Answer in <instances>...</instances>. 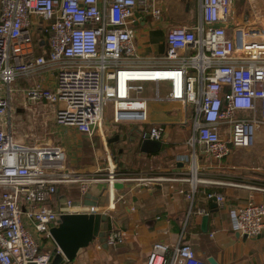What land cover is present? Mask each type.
<instances>
[{"label":"built area","instance_id":"1","mask_svg":"<svg viewBox=\"0 0 264 264\" xmlns=\"http://www.w3.org/2000/svg\"><path fill=\"white\" fill-rule=\"evenodd\" d=\"M145 1L0 0V264H51L56 244L50 229L66 213L95 211L82 203L91 184L187 181L191 190L186 198L192 202L196 143L216 159L233 148L254 145L256 128L264 125V28L235 22V0H198L201 20L168 28L165 55L151 64H137L130 61L136 51L134 13ZM148 7L160 16L152 1ZM38 34L40 44L47 46L45 53L35 52ZM45 68L54 72V86L34 81L23 96L33 103L57 105L55 121L89 137L111 104L113 124H146L141 139L148 135L161 141L165 127L148 124L147 101L190 105L188 175L125 176L114 170L112 161L106 172L78 171L68 167L63 146L19 139L12 124L13 84ZM147 83L153 85L150 97L143 95ZM72 184L80 204L64 199L53 206L57 186ZM206 197L214 198L219 207L225 205L221 193L208 192ZM228 214L238 234L253 238L264 231V202L250 199ZM123 240V232L107 230V244ZM145 264L210 263L198 258L180 236L175 244L153 242Z\"/></svg>","mask_w":264,"mask_h":264},{"label":"crops","instance_id":"2","mask_svg":"<svg viewBox=\"0 0 264 264\" xmlns=\"http://www.w3.org/2000/svg\"><path fill=\"white\" fill-rule=\"evenodd\" d=\"M151 1L161 10L159 17H155L152 8L148 7ZM232 14H235L232 19L237 23L264 28V0H235ZM134 17L136 51L130 61L143 65L161 58L159 54L166 51L165 33L168 28L197 23L201 20V12L198 0H146L144 5L137 6ZM35 39L40 43L39 34ZM34 48L36 54H41L46 52L47 46L38 44ZM34 81L52 88L54 72L45 68L32 79L20 78L13 84L16 93L12 116L18 112V119L15 124L13 117L12 124L14 129L18 125L16 135L22 141L24 139L19 136V125L23 129L27 128L25 133L32 135L34 143L31 144L41 142L37 144L63 146L68 156V167L78 171L102 169L106 172L108 161H112L114 170L125 176L188 175L190 147L187 141L191 129L190 125H186L190 122V105L147 101L148 124H162L165 133L158 152L143 153L140 151V133L146 124H105L103 119L101 128H96L93 137L81 134L55 121L57 105L52 107L43 100L33 103L23 96L25 88ZM150 88L152 91L153 85ZM0 94H3L2 90ZM14 102L19 106L14 108ZM239 114L247 116L246 112ZM185 119L187 121L182 122ZM34 120L41 124L40 132L45 133L43 141H38L42 134L33 131L34 123L37 124ZM226 128V125H221L223 131ZM196 144L197 182L192 202L186 198V193L191 190L187 181L157 184L115 182L118 188H114V183L91 184L87 193H91L90 199L97 201L94 213L105 218L101 228L123 232L124 240L109 245L106 241L95 239L79 250L73 262L64 261L62 264H145L153 242L175 244L180 236L182 242L193 248L198 258L207 261L212 258L214 264H264V231L253 238L238 234L232 230L228 214L230 208L243 205L250 199L264 202V191L252 187L264 188V125L256 128L252 147L233 148L228 156L221 159L214 158L203 150L201 144ZM208 192L223 194L224 207H219L214 198H207ZM78 198L75 184L58 185L52 205L64 199L75 201ZM197 209H203L206 213L200 215ZM204 215L208 216L205 226L202 225Z\"/></svg>","mask_w":264,"mask_h":264},{"label":"water","instance_id":"3","mask_svg":"<svg viewBox=\"0 0 264 264\" xmlns=\"http://www.w3.org/2000/svg\"><path fill=\"white\" fill-rule=\"evenodd\" d=\"M137 17L138 13L135 14ZM141 19V18H139ZM137 21H135V24ZM115 139V137H114ZM161 148V141L152 140L146 135L140 142V151L143 153H155ZM118 188V184H113ZM91 193L85 194L82 201L84 205H96L95 199L91 198ZM75 203L80 204L79 200ZM208 216L202 217V225L205 226ZM105 221L103 215L86 212L66 213L61 217L59 224L50 229L56 247H53L50 256L51 264H62L64 261L73 262L80 249L87 247L93 240L105 242L107 231L101 228V223ZM102 235V236H101ZM246 236V235H244ZM57 247L61 252H58ZM214 264L213 259H208Z\"/></svg>","mask_w":264,"mask_h":264},{"label":"rangeland","instance_id":"4","mask_svg":"<svg viewBox=\"0 0 264 264\" xmlns=\"http://www.w3.org/2000/svg\"><path fill=\"white\" fill-rule=\"evenodd\" d=\"M233 17H235V14H234V16ZM235 19V18H234ZM165 54V51L163 52V54L161 53V54H159L160 56L159 57H162L163 55ZM145 86V85H144ZM150 87H152V84L151 83H147L146 84V87L144 88L145 90L143 91V93L144 94H153V89H152V91H151V88ZM15 106L17 107V106H19V104H17L16 102H14V108H15ZM111 109H112V106H111V104H109V105H107L106 107H105V109H104V117H103V119H104V123L105 124H111V122H112V119H111ZM18 112H14V114H13V117H14V123L16 124L17 123V119H18ZM239 116H242V115H240V114H238ZM33 122H36L35 120L33 121ZM37 123V122H36ZM34 130L33 131H36L37 133H38V135H40V134H42V138H39L38 139V141L39 140H44V135H45V133L44 132H40L41 131V124H39V123H37V124H35L34 123ZM141 125V124H140ZM140 125H138V127H141ZM191 126V122H188L187 123V127L188 126ZM18 126V125H17ZM17 126L15 125L14 127H15V131H17ZM176 127H180V126H176ZM27 128H25V129H23L22 127H21V125H19V136H21L23 139H24V141H26V142H30V143H32L33 142V139H32V135L31 134H28V133H25L27 130H26ZM23 130H25V131H23ZM44 130V129H43ZM187 132V131H186ZM187 134V133H186ZM35 139V138H34ZM34 143V142H33ZM37 143H41V142H37ZM195 147H197V144H196V146ZM188 151L190 152V153H192V147H190V148H188ZM69 151L67 150V153H68ZM67 157V160H66V163L67 164H69V161H68V156H66ZM102 236V235H101ZM105 241H106V237H105Z\"/></svg>","mask_w":264,"mask_h":264},{"label":"trees","instance_id":"5","mask_svg":"<svg viewBox=\"0 0 264 264\" xmlns=\"http://www.w3.org/2000/svg\"><path fill=\"white\" fill-rule=\"evenodd\" d=\"M38 44H39L40 46L42 45V44H40V43H39V41H38L37 39H35V40H34V46H36V47H37V46H38ZM43 46H44V44H43Z\"/></svg>","mask_w":264,"mask_h":264},{"label":"bare ground","instance_id":"6","mask_svg":"<svg viewBox=\"0 0 264 264\" xmlns=\"http://www.w3.org/2000/svg\"><path fill=\"white\" fill-rule=\"evenodd\" d=\"M102 124L99 125V128H101Z\"/></svg>","mask_w":264,"mask_h":264}]
</instances>
